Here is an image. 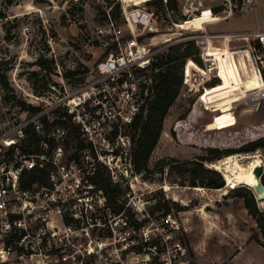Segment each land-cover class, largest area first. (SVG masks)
<instances>
[{"label": "rangeland", "instance_id": "1", "mask_svg": "<svg viewBox=\"0 0 264 264\" xmlns=\"http://www.w3.org/2000/svg\"><path fill=\"white\" fill-rule=\"evenodd\" d=\"M126 1L127 6L146 2V6L157 10L159 33L148 42L157 47L158 57L170 51L183 54L189 45L190 50L194 45L199 52L196 55L201 58L202 53L201 61L206 67L185 57L186 62L189 59L186 83L193 91L183 78L180 93L165 116L158 143L141 172L132 162L131 143L117 139L102 127L93 128L89 135L72 114V122L81 127L82 137L93 147V151L79 152L80 164L75 165L81 170L78 174L82 176L83 170L93 169L96 156L119 185L120 201L127 211L98 209L94 217H107V221L87 225L73 236L72 249L78 254L73 255L77 258H72L71 264H264L262 230L250 216L244 199L230 192L232 186L227 185L223 171L217 170L225 181L220 188L193 186L189 182L196 168L191 161L210 159L214 155L211 148L219 149L222 159L231 151L250 153L240 150L264 138V73L246 38L232 42L228 36L264 30V0H257L253 11L242 9L239 0L240 7L233 12L223 0ZM119 2L0 0V73H5L9 81L7 88L0 83V166L12 167L19 159L17 153H10L13 147L6 146L5 138H18V127L36 115L22 109L21 100L48 115L51 127L47 137H56L61 145L56 149L63 152L58 166L74 163L70 158L77 151L76 141L56 121L63 112L70 114L69 98L92 81L97 62L108 53L113 40L99 36L98 29L106 25L110 7L115 21L122 24ZM203 14L223 20L206 23L204 28L192 27L194 18ZM204 31L220 34V45L210 37L204 41L200 37ZM40 57L51 61V71L38 65ZM153 72L151 68L148 73ZM196 76L199 78L195 81ZM218 82L216 88H208ZM55 110L59 111L56 115ZM219 113L232 115L237 124L208 131V124ZM251 152L258 153L264 162V147ZM53 153L54 150L46 154V162L53 159ZM203 162L215 169L208 165L210 161ZM62 189L60 193L68 203L70 194L64 186ZM251 191L264 215V205ZM169 200L183 208L167 212ZM60 216L59 213L58 227L64 231ZM141 219L145 221L137 227L135 220ZM87 249L92 254L82 258L81 253Z\"/></svg>", "mask_w": 264, "mask_h": 264}, {"label": "built area", "instance_id": "2", "mask_svg": "<svg viewBox=\"0 0 264 264\" xmlns=\"http://www.w3.org/2000/svg\"><path fill=\"white\" fill-rule=\"evenodd\" d=\"M145 4L127 6L126 0H120L122 24L115 21L110 7L106 25L98 29L99 36L108 37L113 43L106 56L97 62L92 81L84 90L75 91L67 103L71 108L70 114L75 113V118L82 124V131L89 135L93 128L102 127L109 129L117 139L131 143V134H123L122 131L129 129L131 132L136 116L147 106L154 83L148 72L159 58L157 47L148 41L159 33V15L156 9ZM223 4H228L231 12L240 7L239 0H223ZM245 7L255 10L257 0H242L241 8ZM231 36L246 38L263 74L264 30ZM200 37L204 41L209 37L215 40L220 39V34L204 31ZM200 56L202 58V53ZM202 66L206 67L205 62ZM198 78L196 76L194 80ZM185 84L193 91L189 83ZM41 115L36 114L35 118L18 127V138H5L6 146H17L25 137L24 129L29 123L44 135ZM62 156L61 148L54 150L53 159L49 160L53 168L48 173V184H35L31 190L22 188V172L35 165L44 167L46 155H21L12 167L0 166V264H71L72 258H77L73 255L78 254V250L72 249L75 247L73 236H78L77 232L87 225L95 226L99 224L97 222L107 221V217H94L98 209L109 210L103 191L89 182L84 170L82 176L78 174L81 170L75 166L77 164L58 166V159ZM62 186L70 194L68 203L60 193ZM59 213L65 225L64 231L58 227ZM92 252L87 249L81 256L84 258Z\"/></svg>", "mask_w": 264, "mask_h": 264}, {"label": "trees", "instance_id": "3", "mask_svg": "<svg viewBox=\"0 0 264 264\" xmlns=\"http://www.w3.org/2000/svg\"><path fill=\"white\" fill-rule=\"evenodd\" d=\"M160 3H162V0H160ZM117 8L120 13V2L117 3ZM112 10L113 7H111V14L113 15ZM253 45L256 46L254 43ZM193 47L195 49V46L192 45V50H190L189 45V47H187L186 49L187 51L183 54H180L177 51H170L166 55H162L161 57H159L160 59L158 58L153 62L152 68L154 72L152 76L154 83L151 89L152 94L148 97L147 106L143 108L136 116L131 128V158L137 172H141L142 169L146 168L149 155L157 145L160 138L165 116L180 93V89L183 85V78L186 82V68L189 59L186 62L187 58L185 59V57L193 58L192 60L197 65L201 66L202 64L201 58L196 55L197 53H199L198 49L194 50ZM37 63L47 71L52 70L51 61L44 57H40L37 60ZM212 71H214V69ZM219 82L215 85L208 86V88H216L218 85H220ZM0 83L6 88L9 87L8 77L5 73H0ZM202 96L203 95L201 93V101ZM19 105L22 107V109L31 111L33 114H38L40 111V107L30 105L24 100H21ZM58 112V110H55L53 111V114L56 115L58 114ZM72 117V114L63 112L61 115V119H57L56 123H60V125L58 126L59 128L69 130L68 134L72 135L75 139L77 151L73 155V157L70 158V161L76 164H80L79 152L88 149H91L93 151V147L82 137L81 127L79 125H75L72 122ZM40 121L45 125L44 135L36 130V127L33 123H29L24 129L25 137L21 140V143L10 150V153H17L18 151V156H29L32 154L46 155L49 154L50 151L55 150L57 146H61L59 144V141L57 143L56 138L47 137V133L49 132V129L51 127V124L48 121V115H41ZM236 124L237 122H235L232 115L227 113H219L216 120H211V122L208 124L207 130L212 132L221 131L233 127ZM44 143L47 145V150L44 147ZM259 147H264V138L246 144L242 147L240 152L255 153L251 151H254ZM210 151L214 153V155L210 159L200 158L201 161H191L190 164H192L196 168L193 169L194 171H192L191 179L189 180L190 185H202L209 188H220L225 185V181L220 175V172L217 171V169L204 166L203 161H210V163H208L209 165L219 161H214L215 159H220L222 157V153L219 151V149L211 148ZM237 154L247 153H238L235 151H231L225 157ZM94 157L96 158L97 162L94 164L93 169H91L90 171H85L86 178L89 180V182L94 183L99 189L103 191L106 197L107 208L109 210H112V212L114 213H120L122 210L126 212L127 209H125V203L120 201V193L118 187L119 185L114 183L112 175L110 174L108 168L101 161H99L96 156ZM44 162V167L35 165V167L31 170H23L21 175V186L24 190H31L35 184H48V173L53 168V166L50 162H46V160H44ZM261 181L264 184V173L261 177ZM230 192L234 193L235 196L244 199L246 208L248 209L250 216L258 223L264 236V215L258 210L255 196L250 188L240 185L232 187V189H230ZM165 206L167 212H171V210L174 208H176L177 210H181L183 208L177 201L172 200L166 201ZM127 220L130 221L129 217H127ZM144 221V219H141L140 221L135 220V224L138 227ZM256 241L260 242V240L257 239Z\"/></svg>", "mask_w": 264, "mask_h": 264}, {"label": "bare ground", "instance_id": "4", "mask_svg": "<svg viewBox=\"0 0 264 264\" xmlns=\"http://www.w3.org/2000/svg\"><path fill=\"white\" fill-rule=\"evenodd\" d=\"M221 20H223L221 17L203 14L195 17L190 25L192 27L204 28V24L206 23H215ZM228 36L232 37L231 34H228ZM254 56L258 61L255 53ZM262 163L263 161L261 156L255 152L230 155L215 163H212L210 167H214L217 170L223 171L225 181L229 187L244 185L255 191L259 196L260 202H262L264 205V189L262 192L257 191L259 180L254 174V168Z\"/></svg>", "mask_w": 264, "mask_h": 264}, {"label": "water", "instance_id": "5", "mask_svg": "<svg viewBox=\"0 0 264 264\" xmlns=\"http://www.w3.org/2000/svg\"><path fill=\"white\" fill-rule=\"evenodd\" d=\"M263 173H264V162L262 164H260V165H257L254 168V174L256 175V177L259 180V183L257 185V191H259V192H262L263 189H264V184L261 181V177H262ZM256 198H257V200H259V196H258L257 193H256Z\"/></svg>", "mask_w": 264, "mask_h": 264}, {"label": "crops", "instance_id": "6", "mask_svg": "<svg viewBox=\"0 0 264 264\" xmlns=\"http://www.w3.org/2000/svg\"><path fill=\"white\" fill-rule=\"evenodd\" d=\"M237 39H238V38H233V39H232V40H233L232 42H235V41L237 42ZM215 41H216L215 43H218V46H219V45H220V39H215ZM247 245H248V244H247Z\"/></svg>", "mask_w": 264, "mask_h": 264}]
</instances>
